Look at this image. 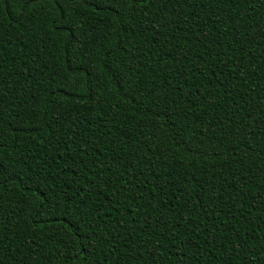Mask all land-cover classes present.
Here are the masks:
<instances>
[{
    "label": "trees",
    "instance_id": "trees-1",
    "mask_svg": "<svg viewBox=\"0 0 264 264\" xmlns=\"http://www.w3.org/2000/svg\"><path fill=\"white\" fill-rule=\"evenodd\" d=\"M0 264H264V0H0Z\"/></svg>",
    "mask_w": 264,
    "mask_h": 264
}]
</instances>
